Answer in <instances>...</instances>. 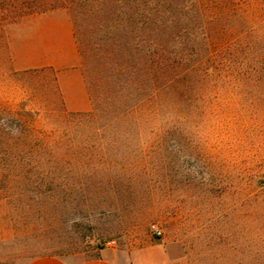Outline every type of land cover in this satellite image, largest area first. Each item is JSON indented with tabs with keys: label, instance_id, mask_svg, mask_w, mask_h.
I'll return each mask as SVG.
<instances>
[{
	"label": "rangeland",
	"instance_id": "374dc122",
	"mask_svg": "<svg viewBox=\"0 0 264 264\" xmlns=\"http://www.w3.org/2000/svg\"><path fill=\"white\" fill-rule=\"evenodd\" d=\"M87 1L94 10L81 21V0H0V264L38 254L76 262L156 238L151 224L175 264H245L264 121L249 81L230 78L222 53L264 36V0ZM149 1L160 7L146 26L138 5ZM50 10L70 19L87 111L67 110L57 71L41 65L53 23L38 15ZM109 19L122 40L170 43L180 30L171 42L195 58L182 65L184 79L118 118L92 115L87 79L99 65L90 27Z\"/></svg>",
	"mask_w": 264,
	"mask_h": 264
},
{
	"label": "trees",
	"instance_id": "16d2710c",
	"mask_svg": "<svg viewBox=\"0 0 264 264\" xmlns=\"http://www.w3.org/2000/svg\"><path fill=\"white\" fill-rule=\"evenodd\" d=\"M99 1L97 0L96 6L99 5ZM89 2L81 0L77 10L81 21H85L87 11L94 10L95 5ZM138 7L144 17L142 24L148 26L149 22L146 20L149 18V12L153 7L160 6L158 2L154 5V2L149 1L146 5ZM25 12H21L20 15ZM99 22L92 27L89 22L87 23L94 33L89 36L90 46L95 51L93 57L99 60V65L87 67V79L94 100L92 115L95 117L108 115L118 118L123 117L124 113L134 111L144 104L145 99L141 97L151 99L159 85L169 84L174 79H184L182 65H185L188 59H195L191 58L193 53L191 50L188 51L185 47L171 42L180 36V30V33L169 34L172 38L170 45L168 39L159 41L150 34L143 35L138 41H135V37L122 40L121 36L111 29L113 24L118 22L111 19L107 21L108 23L105 22V25ZM251 41L222 53L224 60L229 62L228 69L224 70L229 73L232 80L249 81L248 92L254 101L253 113L264 121V49H261L264 46V36L253 38ZM198 55L201 54L196 53V56ZM202 57L201 55V59ZM135 98L137 101L134 103ZM259 182L263 188L255 194L252 193L250 197V221L247 230L251 256L245 264H264V180Z\"/></svg>",
	"mask_w": 264,
	"mask_h": 264
},
{
	"label": "crops",
	"instance_id": "0c3cea01",
	"mask_svg": "<svg viewBox=\"0 0 264 264\" xmlns=\"http://www.w3.org/2000/svg\"><path fill=\"white\" fill-rule=\"evenodd\" d=\"M57 10L43 12L38 16L50 19V37L43 44L48 51L43 55L41 65L50 66L57 71L58 84L64 106L70 111H87L90 100L80 69V57L67 16L54 19ZM160 238L148 237L138 245H122L120 248H101L96 256L71 262L59 254H38L28 258L24 264H173L176 259L168 256Z\"/></svg>",
	"mask_w": 264,
	"mask_h": 264
},
{
	"label": "built area",
	"instance_id": "2783aa9c",
	"mask_svg": "<svg viewBox=\"0 0 264 264\" xmlns=\"http://www.w3.org/2000/svg\"><path fill=\"white\" fill-rule=\"evenodd\" d=\"M151 232L156 238H160L162 236V229L156 225V224H151ZM104 246L106 247H113L116 244L115 239H107L104 241Z\"/></svg>",
	"mask_w": 264,
	"mask_h": 264
}]
</instances>
